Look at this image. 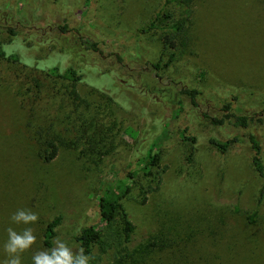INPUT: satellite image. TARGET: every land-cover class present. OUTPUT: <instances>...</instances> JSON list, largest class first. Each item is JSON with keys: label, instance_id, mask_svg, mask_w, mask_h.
Instances as JSON below:
<instances>
[{"label": "rangeland", "instance_id": "rangeland-1", "mask_svg": "<svg viewBox=\"0 0 264 264\" xmlns=\"http://www.w3.org/2000/svg\"><path fill=\"white\" fill-rule=\"evenodd\" d=\"M166 34L180 35L175 49H163ZM0 42L20 60L0 59V264L9 226L33 228L21 257L32 264L59 215L56 237L74 250L99 233L104 250L94 244L90 264H264L263 180L248 144L257 140L264 171V0H0ZM183 88L200 95L192 102ZM225 113L250 122L212 124ZM233 138L225 153L209 142ZM49 140L57 153L44 162ZM129 172L124 244L99 204ZM18 209L38 221L11 224Z\"/></svg>", "mask_w": 264, "mask_h": 264}, {"label": "trees", "instance_id": "trees-1", "mask_svg": "<svg viewBox=\"0 0 264 264\" xmlns=\"http://www.w3.org/2000/svg\"><path fill=\"white\" fill-rule=\"evenodd\" d=\"M90 0H86L88 3ZM9 34H14L12 30H9ZM180 35H172V34H166L163 37V49L165 51L173 50L176 48L175 39H178ZM83 44L86 45L87 50H94L96 47V44L89 41V40H83ZM3 43L0 42V59H4L9 62L17 63L20 62L19 58L15 55H6V53L2 49ZM170 62L173 59V53L169 55ZM48 74L51 76L63 79L65 81H69L72 83H80L83 81L82 75L80 72L76 71L74 68H67L64 71H61L58 67L50 68L48 71ZM181 95H185L191 99L192 102H194L195 98L200 95V92L196 89H188L183 88L180 90ZM230 107L225 106L224 110H228ZM234 118L232 120L231 118ZM227 120L232 123L235 127H241L246 128L247 125L250 122V119L246 116H233L230 114L225 113L223 117L221 118H211L210 121L212 124L216 126H222L227 122ZM184 140H188L191 142V144L195 145V139L192 137H183ZM210 144L215 146L217 149H219L220 152L225 153L228 151L229 147L236 142V138H233L228 141L220 142L216 140H210ZM248 144L250 145V148L252 150V156H251V163L254 168V171L258 174V176L263 180V187L260 192L258 203H260L263 194H264V171H263V165L261 162L260 157V146L256 139H254L253 136L248 137ZM46 149L43 152L41 158L44 160V162L51 161L57 153V146L53 142V140H49L46 143ZM156 145L152 144L144 156L140 159L139 165H140V171L145 174L149 175L151 174V169L156 166L158 157L156 154ZM193 148L191 150V153H193ZM135 173L129 172L126 177L119 182L118 184H115L110 189L106 191V193L101 197L100 199V218L101 221L106 223L107 225H113L116 220H118V229L120 236L123 238V243L128 244L132 241L133 231L134 227L131 224L127 213L125 212L124 208L121 205V200L125 196H127L130 192V184L132 182V179L134 178ZM143 195L148 193V190L142 192ZM146 198V197H145ZM250 221L252 219H249ZM62 222V216L59 215L52 221H50L45 229L44 236H43V245L45 249L51 248L53 239L57 236L56 230L61 225ZM79 244L80 248H83L85 250V253L87 255L90 254L91 248L94 244H97L103 249V241L99 235L98 232H95L93 229H89L86 234L82 235V237L79 238Z\"/></svg>", "mask_w": 264, "mask_h": 264}, {"label": "clouds", "instance_id": "clouds-1", "mask_svg": "<svg viewBox=\"0 0 264 264\" xmlns=\"http://www.w3.org/2000/svg\"><path fill=\"white\" fill-rule=\"evenodd\" d=\"M37 213L30 209H18L10 216V223L15 225H31L38 221ZM7 240L3 248L6 258L3 264H22V254L36 243V235L32 227H24L17 231L9 226L6 229ZM52 247L37 250L32 255V264H90L92 257L85 253L83 248L74 250L60 237H55Z\"/></svg>", "mask_w": 264, "mask_h": 264}]
</instances>
